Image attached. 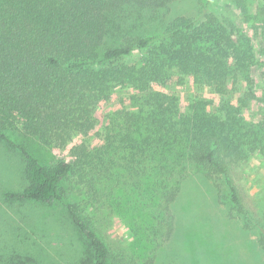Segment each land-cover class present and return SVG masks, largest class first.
<instances>
[{
  "label": "trees",
  "instance_id": "obj_1",
  "mask_svg": "<svg viewBox=\"0 0 264 264\" xmlns=\"http://www.w3.org/2000/svg\"><path fill=\"white\" fill-rule=\"evenodd\" d=\"M177 1L0 0V142L21 155L26 183L4 197L71 195L67 216L91 264H153L191 177L211 182L245 227L254 219L233 172L264 162V0H197L198 18L122 34ZM174 80L190 87L185 101L168 92ZM18 137L60 158L44 163ZM113 214L143 247L139 260L106 243ZM17 260L8 264H27Z\"/></svg>",
  "mask_w": 264,
  "mask_h": 264
},
{
  "label": "rangeland",
  "instance_id": "obj_2",
  "mask_svg": "<svg viewBox=\"0 0 264 264\" xmlns=\"http://www.w3.org/2000/svg\"><path fill=\"white\" fill-rule=\"evenodd\" d=\"M179 16L198 18L197 0L177 1L161 11L152 23L139 19L130 28L131 33L122 34L159 31L167 21ZM175 80L168 84V92L185 101L191 89L175 86ZM120 97H127V93ZM116 104V101L107 103L105 109L111 111ZM253 108V118L262 119L257 114L258 106ZM17 139L25 142L44 163L60 158L58 152H51L34 140ZM96 142L97 138L93 143ZM22 169L21 155L0 142V264H8L13 258L27 264H91L67 216L65 204L73 201L71 195L51 205L11 202L4 197L6 192H19L25 187ZM233 175L254 218L252 225L245 227L230 215L227 206L218 203L211 182L201 176L191 177L172 206L173 234L157 250L153 264H264L260 244V237H264V162L254 157L236 167ZM103 223L102 235L111 250L134 255L139 260L143 247L127 236L124 219L113 214ZM141 242L147 249L145 242Z\"/></svg>",
  "mask_w": 264,
  "mask_h": 264
}]
</instances>
